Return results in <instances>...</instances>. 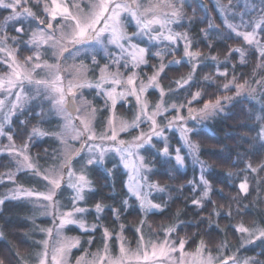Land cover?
<instances>
[{
	"label": "trees",
	"instance_id": "16d2710c",
	"mask_svg": "<svg viewBox=\"0 0 264 264\" xmlns=\"http://www.w3.org/2000/svg\"><path fill=\"white\" fill-rule=\"evenodd\" d=\"M220 1L228 24L237 25L238 30H242L246 27V22H254L256 13L248 11V0ZM256 3L261 2L256 0ZM183 10L184 20L174 24L175 29L185 31L189 35L191 48L201 55L194 73L192 65L186 61L169 65L163 75L165 85L172 86L171 82L192 73L193 79L184 92L189 97L199 92L200 98L196 101L199 105L235 94L237 90L234 84L247 82L246 85H256V93L251 97H235L224 112L212 117L209 128L192 133V140L199 146L198 161L203 162L202 169L196 162H192L183 149L181 153L185 160L184 169L173 156L165 158L149 151L147 156L155 158L151 161L149 178L164 189L154 193L152 198L161 205L162 210L146 214L142 212L136 198L127 191L126 174L116 162L108 160L106 163L111 174L99 166L88 168L94 188L87 193L84 205L90 208L88 221L97 222L99 226L94 231L82 233L77 229L72 230L84 237L82 248L76 250L75 255L88 247L89 239L92 241L90 251L101 249L104 244V228L113 234L111 242L115 245L120 225L124 226L122 233L126 236V241L134 246L138 237L136 229L140 228L142 220L154 232L174 224V236L178 240H185L187 249H194L203 242L215 252L225 241L232 247L237 245L240 240L237 229L241 224L250 228H264V142L258 136L264 129V58L260 57L255 45L247 44L241 36L227 27L213 0H188ZM5 14L6 12H0L2 17ZM210 25L215 28L210 29ZM248 28L252 27L248 26L246 29ZM11 31L14 34V30ZM260 34L264 41V30H260ZM171 47L166 46V51L172 50ZM236 48L244 51L243 63L240 53L232 51ZM176 49L178 48H174ZM20 51L21 58L28 53L25 48H20ZM178 52L180 57L182 53ZM225 71L227 76L218 74ZM233 77L234 84H230ZM224 84H229V87L225 89ZM22 114L24 118L20 122L15 117L12 120L10 131L16 141L22 140L25 143L29 140L24 141L26 135L35 127L46 133H54L60 126L57 118L44 114V111L39 112L35 105ZM171 138L175 148L180 147L177 136L171 135ZM29 147L33 162L42 165L47 161L49 164L57 161L54 156L57 140L53 136L35 138ZM249 164L257 171L248 168ZM16 166L10 156L0 157V178L7 177L8 173L14 174L13 181L4 180L0 183V194L12 184L36 188L39 183L35 175L19 171ZM200 175L209 182L211 188L206 198H203L204 188L199 181ZM245 179L248 183L247 193L239 189L240 183ZM125 200L127 205L123 203ZM193 200H200L201 205H193ZM98 203L104 206L101 217L94 210ZM113 209L119 210V218L114 215ZM49 222V219L40 218L38 214L36 216L28 201L4 200L0 205V262H34L39 250L37 240L40 235L37 229L49 226ZM243 251L248 256L264 261V239L257 240ZM32 256H35L34 259L29 260Z\"/></svg>",
	"mask_w": 264,
	"mask_h": 264
},
{
	"label": "snow or ice",
	"instance_id": "6c2138e0",
	"mask_svg": "<svg viewBox=\"0 0 264 264\" xmlns=\"http://www.w3.org/2000/svg\"><path fill=\"white\" fill-rule=\"evenodd\" d=\"M41 0H37V3H40ZM28 3V0H0V7L11 10V15L5 18V23L8 21L16 20L22 17H35L36 14L32 11L30 7H26L25 5ZM162 6H165L171 9L170 17L168 13H165L163 17L157 15V10H162ZM86 7L89 9L88 12H84L79 3L69 6L68 0H65L64 3L58 2V0H50V3L47 0H44L43 11L50 18L46 27H41L39 31H33L30 36V40L28 43L35 46L39 49L42 45H49L53 50V57L57 59V63L50 64L47 61H41V53L36 51L33 56H29L25 58L24 64H20L16 59L15 52L13 50H9L7 47V41L9 39L13 40L14 43H19L15 37H8L7 35H0V53L5 54L4 63L8 65L10 72L0 76V91L5 93V98L0 99V112H3L5 107H7L8 101L7 96L13 95L12 89L19 88L20 91L15 92L14 95L16 97L15 101L10 102L11 107L8 113L3 117V120L0 121V135H5L4 125L9 123L10 116L12 113L20 106V102L22 100V93L24 92L25 84L35 85L37 95H40L42 92H47L49 96L52 98L55 108L62 112L67 113V107L70 103H74L75 97L77 95V90L85 88V87H93L103 88L105 84H111L112 87L104 93L107 97V101L111 102L112 115L108 119V127L105 129L104 133L97 136V134L92 129V121L95 119V115L97 109L87 105L86 112L87 115L81 119V124L83 125L82 132L77 133V137L80 135L87 133L88 141L100 140V144H90L85 141V144L88 147L89 153L93 155L92 159L87 161V165H92L94 162H102L104 160L105 154L109 151H115L120 154L121 159L124 160L125 156L131 157L133 155V150L139 149L143 146V143L150 142L152 136H162L164 129L160 128L157 124L156 117L158 115H162L168 109L163 105V97L165 95L163 88L160 89L161 95V103H157L155 105L154 110L149 111V104L146 100L141 99V95L145 93L149 88L155 86L160 87L158 83V78L161 73L165 71V68L169 65L161 62L154 74L148 78V82L144 83L142 80H139V77L136 72H132L126 79L122 78V73L119 71V67L122 65L125 69L139 67L141 64H147L146 55L148 50L144 47H140L138 44L133 43L132 41L141 35H149V39L151 40H167L171 43H175L176 41L183 39L185 41V52L184 56L189 58V60L193 58L200 57L199 52L190 51L191 41L187 37V34L184 33H175L172 34L169 32L168 34H164L163 29L166 25L172 23L174 20L178 19L182 14V6L181 8H177L173 3V0H159V3H152L149 0L147 6H144L141 0H88ZM75 8V11L72 9ZM127 14V15H125ZM60 18L62 23L54 26L52 21H55L57 18ZM129 17L131 20L135 21V24L138 28V31L129 35L126 31L125 20H128ZM150 17V18H149ZM225 23L227 27L232 29L237 36H242L244 41L249 45H259L260 42L257 39V29L264 30V16L260 18V20L255 22H250L248 26L252 27V31L250 32H240L237 31V25L228 24L225 19ZM243 23V22H242ZM40 25H44V20H39ZM159 25L160 31H156L153 26ZM210 29L215 28L214 25L209 26ZM17 33H23V29L17 27ZM59 32V36L56 33ZM155 32V35L152 33ZM105 34H107V43L111 45H115L119 52L113 57L112 64L117 67L115 72H110L108 70L109 66L105 65L103 69H101V76L98 81L93 85L92 83L81 80L80 79V69L75 68L76 72V80H70L68 82L67 87L65 88L63 84V77L60 75L61 65L59 62V57H62L65 52L68 51L66 47L67 44L75 45H83L88 42L95 41L98 44L104 43ZM259 55L264 58V46L259 47ZM173 50H169V54H171ZM232 51L239 52L241 56V62L244 61V51L240 48L233 49ZM156 57H159L161 61H163L162 52L154 53ZM11 59V63L9 64V59ZM211 59L215 60L216 57H211ZM182 61L173 60L170 61L169 64H180ZM31 65V67H27ZM262 65H258L260 67ZM196 66H193V73L195 72ZM37 70L45 71L46 78L36 79L34 74ZM219 75L227 76V71L218 72ZM193 79L192 74H189L187 78H181L180 81H175L178 87H182L185 84H188L189 81ZM205 79H209V77H205ZM182 81V83H181ZM235 77H233V81H230V84H234ZM244 84H234L237 90V95H239L242 91H245ZM257 83H261V81H257ZM223 87L227 89L229 84H224ZM117 88L120 90L117 91ZM254 92L255 90H249ZM128 96L135 97L137 104L139 106V111L136 114L135 118L131 123L119 120L117 121L115 108L118 100L124 99ZM200 96V93L197 92L193 95V100H196L197 97ZM223 99L230 100L232 97H224ZM106 101V105H107ZM189 104L192 101L188 102ZM170 107L177 112H179L180 108L184 107V105L177 106L176 104L170 105ZM220 108V99L218 98L214 103L209 102L204 105V108L199 110L201 114H204L208 109H217ZM76 111H80L79 108L75 109ZM222 111V109H220ZM195 109L188 108L189 118L195 119L193 113ZM185 117L177 115L173 117L172 120L168 122V127L179 126L181 132V138L184 144L187 146L189 150V154L192 155L197 162L201 163L203 168V162L198 161V152L199 146L193 143L189 139V132L193 131L192 129H188L183 122L185 121ZM142 121H148L151 124L150 132L151 135H147L145 133H141L140 136L134 137V142L132 144H128L126 141L118 140V136L120 132H126L130 128H138ZM71 123V121H69ZM37 130L33 129L35 133ZM110 132V135H109ZM40 135H44L40 133ZM262 142H264V129L258 134ZM7 139L12 142L6 149H0V151H8L9 153L18 155L23 157V159L18 160V170L19 169H32L33 172L38 173V169L36 165L31 161V158L25 154L24 151L18 150L15 147L13 142V137L11 134L7 135ZM104 141H111L114 144L110 147L103 146ZM85 145H82V148ZM24 149H27V144L23 146ZM79 150L77 152L72 153V155H78ZM98 153V155H97ZM175 160L177 164L183 166L184 158L179 154L180 149H176ZM163 154L165 156L168 155V146L165 145L163 149ZM72 155H68L65 157L64 164L61 165L59 170L52 169L47 172L43 176V179L49 182L50 188L47 194L44 193H36L33 190H27L22 187H17L13 189L10 193L11 198L19 199L20 197H32V196H43L44 200L52 202V205L55 206L56 202L53 197L55 196L56 189L60 188L61 181L63 180V170L67 167L68 177L71 179L75 173L72 171L70 164L72 160ZM125 166H131L134 170V173L139 175L141 169L146 168L147 166L144 164L143 157L139 158V165L132 163L131 165L128 161H125ZM252 171H257V169L252 168L251 164L247 166ZM264 167V165H262ZM8 179L14 180V174L8 173ZM142 180L146 181L147 177H141ZM130 180L135 181L134 183H130L129 191L136 196V198L140 201V208L144 212H149L152 209L162 210L161 205L152 203L151 200H148L146 194H142L141 192V183L138 180H135V177H130ZM200 181L203 184L205 190L203 192V198L208 197L209 191L211 190L209 182L204 179L203 175L200 177ZM89 180L84 174V169H81V174L76 177L75 183H70V187L76 190V195L72 201L73 205L77 200H83L84 196L82 195L84 188L89 184ZM150 189L157 188L159 191H164L163 188H160L156 184H148ZM239 189L241 192L247 193L248 191V183L247 179L242 181L239 185ZM3 203V200H0V204ZM127 205V201L123 202ZM193 205L200 206V200H193ZM103 207L101 204H97L95 206L97 213L103 211ZM85 209L73 206L71 211L59 213V224L57 225V232L64 229L67 225H79L82 230L87 231V226L85 225L82 219H76L77 213H83ZM114 215L119 218V210L113 209ZM230 215V213H229ZM144 221H141V227L137 228L136 231L140 233V241L141 247H138L135 253H129V249L125 247L124 238L122 236L119 237V255L116 257H112L110 254V248L108 244V240L113 238L112 233L104 228L103 230V239L104 245L101 253H93L94 257L92 260H85L84 257H80L77 260V264H81L83 261L84 264H126L128 261L135 260L137 264L143 262V264H165L166 261L172 259V254L179 252L180 256L176 259L175 264H186L184 259V247L185 240L181 239L179 241L178 247L175 244H170L169 240L166 238L161 243H153L151 241L148 242L150 245V250L148 245H145L144 235L142 232ZM97 228V225H92L91 229L94 231ZM121 230H123L124 226L120 225ZM175 227H168L165 229L166 235L170 236L171 233L175 231ZM240 233H248L249 235H253V232L241 224L238 229ZM259 233L257 238H264V228H257L255 230ZM49 236L52 234V229L47 230ZM92 241L90 240L89 243ZM246 243L249 241H245ZM44 251L39 253V264H64L65 256L68 252L71 251L72 248L78 247L80 245V241L78 238H62V243L59 247H56L52 250L51 261L49 262V252H48V242L44 241ZM203 245V242H201ZM203 247H198L196 250V256L199 258L200 253L203 252ZM87 255V253H86ZM213 258L209 255L207 260H200L199 264H212ZM2 264V262H0ZM221 264H236V257H226L221 261ZM243 264H264V261H260L254 258H246L243 261Z\"/></svg>",
	"mask_w": 264,
	"mask_h": 264
},
{
	"label": "rangeland",
	"instance_id": "374dc122",
	"mask_svg": "<svg viewBox=\"0 0 264 264\" xmlns=\"http://www.w3.org/2000/svg\"><path fill=\"white\" fill-rule=\"evenodd\" d=\"M187 1L188 0H173V3L175 4V6L177 8H181V6H182V14L178 19H176L172 23L166 25V27L163 29V32L165 35L168 34L169 32H171L172 34H175V33L187 34L185 31H183V30L177 31L173 27L174 24L180 22L181 20H184L185 11L183 10V7L185 6V4L187 5ZM47 2L50 3V0H47ZM58 2L64 3L65 0H58ZM68 2H69L70 7L74 4L79 3L81 5V8L84 10V12L89 11V9L86 7L88 0H68ZM141 2L144 6H147V4L149 3V0H141ZM151 2L152 3H159V0H151ZM213 2L219 8L220 16H222L225 19L224 7H223L221 1L220 0H213ZM260 2L261 3H256V0H248L247 4H246L249 12L256 13V18L253 19L254 22L260 20V18L262 16H264V0H260ZM256 5H257V8H256ZM25 6L30 7L32 9V11L36 14V16L35 17L25 16V17H22V18H19L16 20L8 21L7 23H5V18L12 14L11 10L0 7V12H6L4 17H2L0 15V35H7L8 37H15L16 40L19 41V43H14L13 40L9 39L7 41V47L9 48V50H13L15 52L16 59L18 60V62L20 64H24L25 58L29 57V56H33L36 51H39L41 53V61H47L50 64L57 63V59L53 57V50L50 48L49 45H42L39 49H37L35 46L28 43L30 40L31 33L33 31H39V29L41 28L39 26V20H44L45 24H47L49 22L50 18L43 11L44 0H41L40 3H37V0H28V3ZM2 10H6V11H2ZM72 10L75 11V8H73ZM165 13H168L169 17H170L171 9H169L165 6H162V10H157V12H156V14L160 15L161 17H163ZM125 15H127V14H125ZM46 16H47V20H46ZM57 20H58L57 25L62 23V21L59 17L57 18ZM17 22H21V25L18 24L19 26H17V27L22 28L23 33H17L16 32L13 34L11 29H14L13 25L15 23L17 24ZM52 23L54 25V21H52ZM249 23L250 22H246V24H245L246 27L242 30L237 29V31H240V32L252 31L253 30L252 28L246 29L248 27ZM23 24H24V28H23ZM125 27H126V31L129 35H131L133 33V32H130L132 29H135V32L138 31V28L135 24V21L131 20L130 17L128 20H125ZM16 28H15V31H16ZM153 28L156 31L161 30L159 25H154ZM260 30L261 29L256 30L257 39L259 40L260 44L259 45L254 44L258 49L260 46H264V41L261 40ZM56 35L59 36V32H57ZM105 35L107 37V34H105ZM152 35H155V32L152 33ZM146 36H148V35L145 34V35L137 36L134 40L141 41V38L146 37ZM187 37L189 38L188 34H187ZM104 41H107V38H104ZM159 41L163 42V44L166 46L171 45L174 48H178L176 50H173V49L172 50L175 52H178V50L181 51L182 55L179 57V59H178L179 61H182V62L186 61V62L190 63L192 65V67L194 65L195 66L197 65L198 57L189 60V58H186L184 56L185 41L183 39L176 41L174 44L167 41V40H158V42ZM132 42L136 44L135 41H132ZM97 44L98 43H96L95 41H92V42H88V43L80 45V46H76V45L73 46L71 44L66 45V47L70 48V50L64 53V55L62 56V57H64L63 59L61 57H59V62L61 65L60 75L63 77V84H64L65 88L67 87L68 82L70 80H73V81L76 80V72H75V69L73 66H75V68L80 69V79L81 80H86V81L92 83L93 85H95V83L98 81V79L101 76V69H103L105 67V65L101 66V69H99L98 75L94 77L92 75V73H90L91 64L86 62V61L81 60V56H88L91 63L92 64L95 63L96 60L94 59V54L97 52L96 51V47H97L96 45ZM20 48L28 49V53L24 54L22 58H21L20 53H19V52H21ZM189 50L192 52H196L195 50H193L191 48V46H190ZM4 59H5V54L0 53V76H3L4 74L10 72L8 65L3 62ZM8 59H9V64H10L11 59L10 58H8ZM164 64L168 65V63H164ZM107 65L109 66L108 70L110 72H115L117 70V67H116V69H113L112 68L113 66L111 67L110 64H107ZM175 65H177V64H175ZM27 67H31V65H28ZM139 67L133 68L132 72H136V70ZM166 68H165V70H166ZM153 70H154L153 72H149L148 74L147 73L142 74L141 77H139V80H142L144 83H147L148 78L154 74L156 68ZM163 73H161L160 77L158 78V83H159L160 87L158 88V87L153 86V87L148 89V90L154 89V92L156 94H158V96H157L158 98H157L156 102H150L151 100H149L147 97L148 90L141 95V99L146 100L148 102L149 111H152V110H154L155 105L157 103L162 102L161 95H160V89L163 88L164 93H165V95L163 97V105L168 110L166 112H164L162 115H158L156 117L157 124L159 125L160 128L164 129L163 135L162 136H152V139L150 142L143 143L142 147H140L139 149L133 150V155L131 157H128L126 155L124 160L121 159V156L119 153H117L115 151H109L105 154L104 160L102 162H94L92 165H87V161L89 159H92L93 155L91 153H89L88 147L85 144V141H87L90 144H100L101 141L100 140L88 141V134L87 133H84V134L80 135L79 137H77V133L82 132L83 125L81 124V119L87 115V112L85 110L87 105H90L91 107L96 108L94 103H95V101H97V99H100L104 102L103 106L106 107L108 115H107V119H106L105 124L100 129L96 126V120H97V116H98V112H96L95 119L92 121V129L97 134V136L103 134L105 129H107L108 119L112 115V109H111V102L107 101V97L104 93L106 92V90L110 89V87H112V85L111 84H105L103 88H99V89L96 88L95 86H93V87H85V88L77 90L75 103H76V108H79L80 111H77L76 114H72L68 109H67V113H62V112L58 111L54 106L52 98L49 96V94L47 92H42L40 95H37L35 85L25 84L24 92L22 93L23 98L20 102V106L10 116V118H9L10 122L6 123L4 125L5 135H0V149H6V146H8L10 143H12L7 139V135L11 134L13 137V134L10 131V129L12 127V119L15 117V115L21 113L23 110H26V108H29V107L35 105L38 108L39 112H42L43 109L45 110V112L47 110L50 111L52 116L56 117L60 121L59 128H57L56 132H54V133H52V132L46 133V132L41 131L39 128L35 127L33 129H36L37 131L34 133L33 129H32L31 133L26 135V138L24 139V141L28 138H29V140L25 141V143H23L22 140L16 141L15 138H13V142L15 144V147L18 150L24 151L25 154L28 155L31 158V161L33 162V158L31 157L32 155H31L30 147H29L31 142H33L35 140V138L36 139H42L48 135L53 136L57 140V147H56L57 149H55V152H54L55 153L54 156L57 157V161H52L50 164L47 161L42 165L37 163L36 161L33 162L36 165V168L38 169V173L33 172L32 169H27V168L19 169V171L29 172V173L35 175L39 179V183L35 186L36 188H27V187L12 184L9 188L5 189L0 194V200H3V202H4V200H6V199H13V198H11L10 193L13 189H15L17 187H22V188L27 189V190H33L36 193L47 194L49 192L50 185H49L48 181L43 179V176L45 174H47V172L52 170V169L59 170L61 165L64 164L66 156L72 155V153H75L79 149V147L81 146L82 143H84V145H85L83 150H82V156L83 157L79 160V162H75V163L70 164V167H71L72 171L75 173V175L70 179L68 177L67 167H65L63 170V180L61 181V186H60V188L56 189L55 196L53 197L54 201L56 202L55 206L52 205V202L44 200L43 196H39V195L32 196V197H20L19 199H14V200L28 201L29 203L32 204V206L35 210L36 216L38 214V216L40 218H45V219L50 220L49 226H44V227L41 226V227H38V229H37V233L40 235V238L37 240L38 245H39V250L37 252L35 259H34L35 256H32L31 259H29V260L34 259L33 260L34 262H31L29 264H39V253L44 251V244H43L44 241L48 242V252H49L48 259L50 262L52 250L54 248L60 246V244L62 243V238H78L80 241V245L78 247L72 248L71 251L66 254L65 259H64V264H77V260L80 257H84L85 260H92L94 258L92 256L93 253H101L102 252L103 246L99 250L90 251L89 246L91 245V243H89V241L91 239H89L88 247H86L85 250L82 251L81 253H79L78 255L74 254L76 250L82 248L84 237H83V235L76 233L72 230L77 229L82 233V232L92 231L91 226L94 224L97 225V227L99 226L97 222H89L88 221L87 214L90 211V208L84 205L87 193L92 191L94 188L92 180L89 176L88 168L92 167L93 165L99 166L102 169H104L106 172H109V174H111V170H110V168H108L106 166V163L108 160H111V162H113V161L116 162V165H119L122 168L123 172H125V174H126L125 185H126V188H127V191L129 192V194L131 196H133L134 198H136V196L133 195L129 191L130 183L135 182L133 180H130V177H135V180L140 181V183L142 185V187L140 189L142 194H146L147 199L151 200L152 203L158 204V203L153 201L152 195L156 192H159V190L157 188H151L150 189L147 186L148 184H156V183L152 182L149 178V173L151 172V169H152L151 168V161L152 160H147V157L143 155V152H142L143 148L150 147L154 152H156V154L161 155V157L168 158V157L173 156L174 159H175V156L177 153L176 152L173 153V150L176 151V149L179 148L180 149L179 154L183 157L184 155H183V153H181V149H183L186 151V154L189 155V157L192 159V162H196L199 165V168L202 169L201 163L197 162L196 159L192 155L189 154V150L181 138V132H180L179 126L168 127L167 126L168 122L170 120H172L173 117H175L177 115L185 117L186 119L183 122V124L188 129L193 130V131L189 132L188 136H189V139L193 143H195L191 138L192 133L197 132V131H199V129H202V128H204V129L209 128V122L212 119V117L214 115H216L217 113L224 112L225 107L229 106L230 102L233 99H235V97H237V96L251 97L256 93V85L255 86L245 85L246 90L242 91L239 95H237V92H236L233 95L224 96V97H232V99L226 100V99H223L224 97L219 98L220 99V108L208 109V110H206V112L204 114H201L199 110L203 109L204 105L206 103H209V102H206L202 105H199L198 103H196V101L199 100L200 96L197 97L196 100H193V96L189 97L187 92L186 91L184 92L187 84L183 85L182 87H178L177 83H175V82H173V83L171 82V84H173L172 86L171 85H164L162 82ZM34 76L36 79L46 78V73H45V71L37 70V72L34 74ZM128 76H129V74L127 76L122 75V78L126 79ZM188 76L183 77V78H187ZM180 80H181V78L177 79L176 81H180ZM181 83H182V81H181ZM253 89L255 90L254 92L249 91V90H253ZM119 90L120 89L117 88V91H119ZM18 91H20L19 88L12 89L13 95L7 96L8 104H7V107H5V109L3 110V112H0V121H2L3 117L8 113V111L11 107L10 102L15 101V99H16L14 93L18 92ZM131 97H132L131 98L132 106L129 109V114L124 110L125 105L121 104L123 99L118 100L116 108H115V114H116L117 121L124 120V121L131 123L132 120L135 118L136 114L138 113L139 106L137 104V101H136L135 97H133V96H131ZM3 98H5V93L0 91V99H3ZM106 101H107V105H106ZM189 101H192V103L189 104L188 103ZM215 101H212V102L214 103ZM172 104H176L177 106L184 105V107L180 108L179 112H177L176 110H174L170 107V105H172ZM189 107L196 110L193 113V116H195V119H192V120L188 119V116H189L188 108ZM220 109H222V111ZM69 121H71V123H69ZM150 128H151L150 122L142 121L138 128H130L126 132H120L119 136H118V140H123V141H126L128 144H132L134 142V137L140 136L141 133L151 135ZM40 133H43L44 135H40ZM109 135H110V132H109ZM171 135H172V137H173V135L177 136V138L180 140V147L175 148L173 139L171 138ZM25 144H27V149L23 148V146ZM113 144H114V142H111V141H104L103 142V146H105V147H110ZM165 145L168 146V155L167 156H165L163 154V149H164ZM2 155L3 156H10V158H12L17 165L16 169H18L17 161L23 159V157L9 153L6 150L0 151V157ZM97 155H98V153H97ZM140 157H143L144 164L147 167L141 169L140 174L137 175L134 173V170L131 166H129V167L125 166V161H128V163L130 165L132 163L139 165V158ZM180 167L183 169L185 168V160H184L183 166H180ZM82 168L84 169V174L86 175V177L90 183L83 190L82 195L84 196V199L83 200H77L75 202V205H73L72 201L76 195V190L71 188L69 185H70V183H75L76 177L81 174ZM142 176L147 177V180L146 181L142 180L141 179ZM200 177H201V175H200ZM200 177H199V181H200ZM4 180L5 181H13V180H9L8 176H7L5 178H0V183L3 182ZM200 184L204 188L201 181H200ZM204 190H205V188H204ZM136 200H137L139 207H140V201L137 198H136ZM73 206L85 209V211L83 213H77L75 218L76 219H82L84 221L85 225L87 226V231L82 230L79 227V225L73 224V225L65 226L64 229L61 230L58 234L57 225L59 224V219H60L59 213L71 211ZM94 210H95L96 214L99 217H101L102 212L97 213L95 207H94ZM154 211H157V209H152L149 212H154ZM142 212L145 214L149 213V212H144V211H142ZM140 227H141V224H140ZM168 227H175V229H176V226L174 224H171V225L165 226L159 232H154L150 229L149 225L144 221V224L142 227V232L144 235V242L143 243L145 245H148V242L151 241L153 243L159 244L167 238L169 240L170 244H175L178 247L180 240H178L177 237L174 236L175 231L173 233H171L170 236L166 235L165 229H167ZM247 228H249L253 232V235H249L248 233H240L239 232L240 240L237 243V245H235L234 247L229 245L228 242H226V241L224 243H222L217 248L216 252L212 251L205 243H203V245H201V243H200L197 247H195L194 249H190V250L187 249L186 247H184V259H185L186 264H199L200 260L206 261L209 255L213 258L212 264H219V263L221 264V261L223 259H225L226 257H231V256L236 257V264H243V261L246 258L256 259L255 257L248 256L246 253H244L243 250L245 248L251 246L252 244H254L257 240L264 239V238H257L259 236V233L255 231L257 228H261V227L254 226L251 228L250 227H247ZM48 229H52L51 236H49V234L47 232ZM119 231L120 232L116 235L118 242L115 245L112 244L111 239L108 240L111 256L116 257L119 255V244H120L119 237L120 236H122L124 238L125 247L127 249H129V253L130 254L135 253L137 251L138 247H141V241L139 239L140 233H138L136 244L134 246H130L128 244V242L126 241L127 240L126 236L124 235V233H122L123 230H121L120 227H119ZM245 241H249V242L246 243ZM148 247L150 250V245H148ZM198 247H203V249H204L203 252L200 253L199 258H197V256H196V250ZM86 253H87V255H86ZM179 256H180L179 252L173 253L172 259L169 261H166L165 264H175V261ZM81 264H84V262L82 261ZM105 264H107V262H105ZM126 264H137V262L135 260H132V261L126 262ZM140 264H143V262H140Z\"/></svg>",
	"mask_w": 264,
	"mask_h": 264
},
{
	"label": "flooded vegetation",
	"instance_id": "af4514ba",
	"mask_svg": "<svg viewBox=\"0 0 264 264\" xmlns=\"http://www.w3.org/2000/svg\"><path fill=\"white\" fill-rule=\"evenodd\" d=\"M46 20H47V16H46ZM58 20L56 19L54 21V26H56L58 24ZM18 24L21 25V22H17V24L15 23L13 25L14 33H16L15 28L17 26H19ZM46 25L47 24H44V25L39 24L40 27H46ZM173 27L175 28L176 26L174 25ZM23 28H24V24H23ZM130 32L134 33L135 29H132ZM105 38H106V35H105ZM133 41H135L136 44H138L140 47H144L148 50L147 55L145 57L147 60V64H141L140 67L136 70L138 77H141L142 74H146V73L148 74L149 72H153L154 71L153 69H155L161 62L168 63V65H172V64H169L170 61L179 59V52L172 51L171 54H169V51H166V45H164L163 42H160V41L158 42V40H151V39H149V35L141 38V41H136V40H133ZM76 46H80V45H76ZM96 46H97L96 47L97 52L94 54V59L96 60L95 63L92 64L91 61L89 60L88 56H81L82 61H86V62L91 64L90 73H92V75L94 77L98 75L99 69H101V66L110 64L111 67L113 66L112 67L113 69H116V66L114 64H112L111 61H112L113 57H115L119 52V49L115 45L108 44L107 41H104L103 44H97ZM167 46H171V45H167ZM171 48H173V50H174V47H171ZM69 50H70V48H68V51ZM158 51L162 52L163 61H161V59L159 57H156L154 55V53H156ZM61 58L63 59L64 57H61ZM173 65H175V64H173ZM119 71H121L123 76H127L128 74L129 75L132 74L133 68L130 66L129 68L125 69L121 65L119 67ZM164 73H163V75H164ZM162 82L165 85L163 76H162ZM157 96H158V94H156L154 92V89L148 90L147 97L149 100H151L150 102H156V100L158 98ZM131 98H132L131 96H128V97L124 98L122 100V103H121V104L125 105L124 110L128 114H129V109L132 106ZM75 99H76V97H75ZM103 103L104 102L100 99H97V101H95V103H94V105L97 109V112H98V116H97V120H96V126L100 129L105 124L106 119H107V115H108L106 107L103 106ZM29 108H26V110H23L22 112L27 111ZM43 111H44V114L47 113L48 115H52L51 112L48 110L45 112V110L43 109ZM22 112L15 115V118L18 119V122H20L24 118V115L22 114ZM59 123H60V121H59ZM21 124H22V122H21ZM149 151H151V153H153L154 155L156 154V152H154L150 147H146V148H143V150H142L143 155L147 157V160H149V159L154 160L155 158L153 156H151V157L147 156ZM82 157L83 156H81L79 159L75 160L73 163L79 162V160ZM155 157H157V156H155Z\"/></svg>",
	"mask_w": 264,
	"mask_h": 264
},
{
	"label": "water",
	"instance_id": "95a60500",
	"mask_svg": "<svg viewBox=\"0 0 264 264\" xmlns=\"http://www.w3.org/2000/svg\"><path fill=\"white\" fill-rule=\"evenodd\" d=\"M67 109L72 113V114H76V103H75V101H74V103H70L69 105H68V107H67ZM188 119H190V120H192V118H189V116H188ZM82 145H84V143H82L81 144V146L79 147V153H78V155H72V160H71V163H73L75 160H77V159H79L81 156H82V150H83V148H82ZM77 152V151H76ZM220 264V263H219Z\"/></svg>",
	"mask_w": 264,
	"mask_h": 264
}]
</instances>
